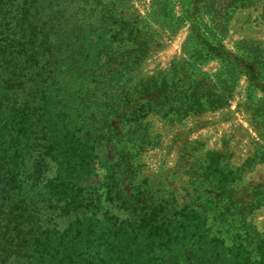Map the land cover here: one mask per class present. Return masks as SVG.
I'll list each match as a JSON object with an SVG mask.
<instances>
[{"label": "rangeland", "instance_id": "1", "mask_svg": "<svg viewBox=\"0 0 264 264\" xmlns=\"http://www.w3.org/2000/svg\"><path fill=\"white\" fill-rule=\"evenodd\" d=\"M46 16L68 33L63 110L94 144L96 176L60 218L43 191L56 165L27 156L18 199L41 227L189 220L264 258V0H50ZM79 33L104 37L97 64Z\"/></svg>", "mask_w": 264, "mask_h": 264}, {"label": "trees", "instance_id": "2", "mask_svg": "<svg viewBox=\"0 0 264 264\" xmlns=\"http://www.w3.org/2000/svg\"><path fill=\"white\" fill-rule=\"evenodd\" d=\"M49 1L0 0V263L264 264L243 248L226 249L210 240L203 224L189 220L157 226L84 218L50 230L18 199L23 160L33 153L57 167L43 191L49 201L61 203L60 218L85 206L84 185L96 176L94 144L80 136L63 110L65 86L56 65L68 33L43 18ZM77 42L97 64L104 37L79 33ZM117 75L122 79V71L110 76L111 83Z\"/></svg>", "mask_w": 264, "mask_h": 264}]
</instances>
